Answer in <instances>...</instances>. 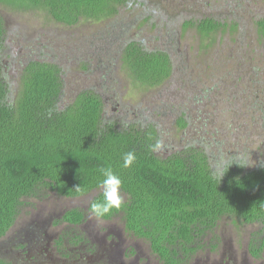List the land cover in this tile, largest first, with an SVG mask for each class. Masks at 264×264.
Returning a JSON list of instances; mask_svg holds the SVG:
<instances>
[{
	"label": "rangeland",
	"instance_id": "374dc122",
	"mask_svg": "<svg viewBox=\"0 0 264 264\" xmlns=\"http://www.w3.org/2000/svg\"><path fill=\"white\" fill-rule=\"evenodd\" d=\"M0 14L9 32L4 62L17 88L25 64L43 56L65 73L66 104L92 88L104 97L110 115L160 123L164 144L174 151L206 149L215 168L238 155L250 164L247 170L264 165V37L258 26L264 20V0H151L146 7L133 5L115 18L83 20L75 27L58 24L43 9L0 4ZM205 19L224 26L211 34L198 26L185 27ZM128 39L168 51L177 78L156 88L136 83L123 64L121 51ZM183 112L190 119L186 130L177 125ZM100 194L69 199L48 193L42 200L26 199L14 227L0 241V259L31 264L23 248L37 246L39 256L61 262L54 242L78 232L97 250L93 258L84 252L80 264L109 262L102 259L110 264H163L148 242L126 233L120 217L104 221L90 215L88 208ZM71 210L85 213L83 226L59 223ZM263 239L262 225L225 217L202 239V248L188 264H264V251L260 258L252 252L253 243Z\"/></svg>",
	"mask_w": 264,
	"mask_h": 264
},
{
	"label": "trees",
	"instance_id": "16d2710c",
	"mask_svg": "<svg viewBox=\"0 0 264 264\" xmlns=\"http://www.w3.org/2000/svg\"><path fill=\"white\" fill-rule=\"evenodd\" d=\"M150 3L0 0V4L16 10H47L58 24L67 27L83 20H109L133 5L143 8ZM192 26L211 34L224 25L212 19L185 25ZM258 26L264 37V20ZM8 39L0 14V241L14 227L26 199L42 200L48 193L69 199L90 196L99 191L98 170L109 165L120 176L121 194L127 199L120 210L101 220L120 217L126 232L148 242L163 264H188L202 248V239L225 217L264 227V165L247 170L232 164V159L215 168L206 149L174 151L165 144L164 151L154 154L149 145L157 138L163 140L160 123L138 116L121 120L110 115L108 103L92 88L66 104L65 73L43 56L25 64L17 88L3 63ZM121 52L131 78L143 87H160L177 78L175 61L168 51L150 50L143 42L128 39ZM82 69L86 71L87 66ZM189 120L183 112L177 122L179 129H188ZM129 151H135L136 162L131 168H123L122 156ZM85 222L86 215L80 210L67 212L59 221L73 227ZM71 236L61 237L59 250L67 252V245L74 249L92 244L78 232L76 237ZM263 251L264 239L253 243L255 258H260ZM0 264L14 263L0 259Z\"/></svg>",
	"mask_w": 264,
	"mask_h": 264
},
{
	"label": "clouds",
	"instance_id": "9594fccd",
	"mask_svg": "<svg viewBox=\"0 0 264 264\" xmlns=\"http://www.w3.org/2000/svg\"><path fill=\"white\" fill-rule=\"evenodd\" d=\"M164 148V141L159 138H157L153 144L149 145V151L154 154L161 153L164 151ZM136 159L137 155L135 151L124 153L122 156V167L131 168L136 162ZM232 164H238L242 168L250 166L248 161L243 156L239 155L235 157V163ZM231 165H228L227 171ZM227 171L219 174V180H221ZM98 172L100 179L98 180L97 188L101 191V197L90 204L88 211L90 215L96 219H102L111 215L114 210H120L124 204V199L121 194L122 180L113 168L110 165L101 167ZM76 190L79 191L80 187H77Z\"/></svg>",
	"mask_w": 264,
	"mask_h": 264
},
{
	"label": "flooded vegetation",
	"instance_id": "af4514ba",
	"mask_svg": "<svg viewBox=\"0 0 264 264\" xmlns=\"http://www.w3.org/2000/svg\"><path fill=\"white\" fill-rule=\"evenodd\" d=\"M5 58V57H4ZM5 59L3 60V63H4V65H5ZM6 67V66H5ZM125 230H126V226H125ZM127 233V232H126ZM128 234V233H127ZM131 234H129V236H130ZM131 236H133V237H135L134 235H131ZM136 238V237H135ZM66 239V238H65ZM138 239V238H137ZM60 240H61V238H59L56 242H54L55 243V245H56V248H55V253H56V255L58 256V257H60V259H61V262L59 261V260H57V261H52L50 258L48 259V258H46V257H44V255L43 254H41V256H39V254H37L36 252H35V250H37L38 251V249H37V246H35L34 247V249H30V248H28L27 246H25L24 248H23V252L28 256V258H29V260H30V263L31 264H43V262L44 263H46V264H49V263H47L46 262V260H48V262H52L51 264H80L83 260H84V256H85V253H87V254H90V256L89 257H92L93 258V253H94V251H95V253L97 252V250H96V247L94 246V245H92L91 244V246H92V248H91V250L89 249V250H87L86 249V246H82V247H80V248H82V252H81V250H79L78 249V251H77V247H75L74 249H71L68 245H67V252L65 251V249L64 248H62L61 250H59V247H58V243L60 242ZM113 240H115V241H117V239L116 238H113ZM49 242H51V240L49 241ZM66 242H68V241H66ZM93 246H94V248H93ZM25 250V251H24ZM47 250V249H46ZM80 251V252H79ZM74 252H79L78 253V256H75L74 255ZM85 252V253H84ZM81 253V258H79L80 257V254ZM153 253V252H152ZM68 255H69V257H68ZM153 255L155 256V257H157V258H159L157 255H155L154 253H153ZM104 260H109V262L107 261V264H110L111 263V260L110 259H102L101 261H104ZM160 260V259H159ZM64 261V262H63ZM161 261V260H160ZM97 264H99V263H97Z\"/></svg>",
	"mask_w": 264,
	"mask_h": 264
}]
</instances>
